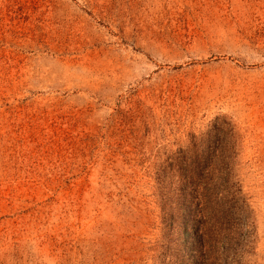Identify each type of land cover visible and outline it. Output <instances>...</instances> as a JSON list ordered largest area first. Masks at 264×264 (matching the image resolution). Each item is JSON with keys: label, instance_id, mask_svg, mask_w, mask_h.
I'll list each match as a JSON object with an SVG mask.
<instances>
[{"label": "rangeland", "instance_id": "rangeland-1", "mask_svg": "<svg viewBox=\"0 0 264 264\" xmlns=\"http://www.w3.org/2000/svg\"><path fill=\"white\" fill-rule=\"evenodd\" d=\"M0 264H264V0H0Z\"/></svg>", "mask_w": 264, "mask_h": 264}, {"label": "trees", "instance_id": "trees-1", "mask_svg": "<svg viewBox=\"0 0 264 264\" xmlns=\"http://www.w3.org/2000/svg\"><path fill=\"white\" fill-rule=\"evenodd\" d=\"M190 191H193V189L191 188Z\"/></svg>", "mask_w": 264, "mask_h": 264}]
</instances>
